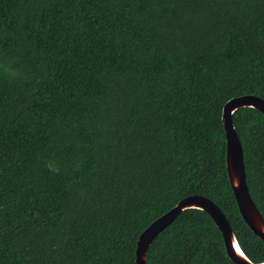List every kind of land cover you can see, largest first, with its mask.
Wrapping results in <instances>:
<instances>
[{
  "label": "trees",
  "instance_id": "16d2710c",
  "mask_svg": "<svg viewBox=\"0 0 264 264\" xmlns=\"http://www.w3.org/2000/svg\"><path fill=\"white\" fill-rule=\"evenodd\" d=\"M264 99V0H0V264H136L182 199L264 243L226 172L224 105ZM264 218V116H233ZM147 264H234L210 216L184 211Z\"/></svg>",
  "mask_w": 264,
  "mask_h": 264
},
{
  "label": "water",
  "instance_id": "95a60500",
  "mask_svg": "<svg viewBox=\"0 0 264 264\" xmlns=\"http://www.w3.org/2000/svg\"><path fill=\"white\" fill-rule=\"evenodd\" d=\"M245 108L259 111L264 116V99L244 95L229 100L222 110L226 138V172L240 215L251 232L264 243V218L255 205L247 185L244 151L235 130L233 116ZM199 210L210 216L222 234L227 257L234 264H254L241 249L234 230L222 210L210 199L193 195L182 199L173 209L154 220L140 235L136 248V264H147L148 249L184 211ZM264 264V263H262Z\"/></svg>",
  "mask_w": 264,
  "mask_h": 264
}]
</instances>
